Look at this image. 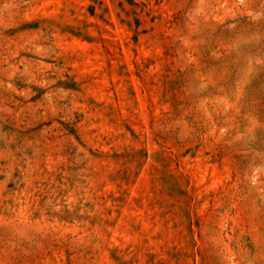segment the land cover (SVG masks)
Instances as JSON below:
<instances>
[{"label":"rangeland","instance_id":"1","mask_svg":"<svg viewBox=\"0 0 264 264\" xmlns=\"http://www.w3.org/2000/svg\"><path fill=\"white\" fill-rule=\"evenodd\" d=\"M0 264H264V0H0Z\"/></svg>","mask_w":264,"mask_h":264}]
</instances>
